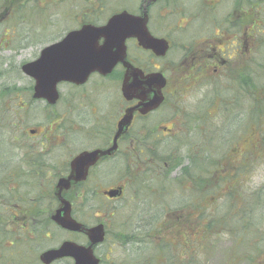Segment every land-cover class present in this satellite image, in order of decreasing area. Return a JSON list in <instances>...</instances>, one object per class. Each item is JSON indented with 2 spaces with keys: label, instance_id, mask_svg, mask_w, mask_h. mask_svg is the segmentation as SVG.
<instances>
[{
  "label": "flooded vegetation",
  "instance_id": "1",
  "mask_svg": "<svg viewBox=\"0 0 264 264\" xmlns=\"http://www.w3.org/2000/svg\"><path fill=\"white\" fill-rule=\"evenodd\" d=\"M15 1L0 0L1 23L16 20L24 25L26 2ZM87 2H92L94 15L76 17L78 26L66 33L84 24L104 25L122 11L147 14V31L165 40L167 49L156 55L130 37L125 40V60L144 75L162 74L163 99L143 111L142 96L125 98L121 88L126 68L121 62L107 73L92 71L81 83L59 82L53 104L32 97L34 82L29 77L30 101L35 105L43 101L66 125L57 118L60 127L49 133L47 129L44 135L36 128L22 130L12 141L17 153L0 162V264H75L72 255L42 258L64 242L89 247L96 264H200V171L191 162L195 159L199 165L201 136L210 137L204 145L217 159L218 145L212 141L219 131L235 134L239 127L242 132L249 129V111L237 118L226 113L234 106L233 89L244 86L251 67L264 62V0H119L121 9L101 23L97 19L106 14L104 0ZM192 89L206 90V106L199 102L195 106L186 100L188 95L177 94ZM102 93L107 95L103 102L98 100ZM26 104L22 99L19 109L25 110ZM128 109L130 120L115 138ZM70 135L77 136L78 148H72ZM247 136L230 149L236 153L243 147L241 161ZM67 140L71 152L58 171V163H48L54 159L48 148L61 150ZM84 151L106 152L88 167L84 179L71 180L60 194L69 203L71 217L83 226L69 230L53 219L62 205L57 183L68 177L71 161ZM131 187L139 196L136 205L127 208L128 218L110 223ZM165 193L172 200L163 198ZM218 194L222 195L215 188L211 211L218 207ZM98 225L102 238L92 243L86 229Z\"/></svg>",
  "mask_w": 264,
  "mask_h": 264
},
{
  "label": "rangeland",
  "instance_id": "2",
  "mask_svg": "<svg viewBox=\"0 0 264 264\" xmlns=\"http://www.w3.org/2000/svg\"><path fill=\"white\" fill-rule=\"evenodd\" d=\"M91 3L92 2H87V0H38L37 4L42 5L44 10L40 11L39 7L41 6H37V14H35V2H27L25 3L26 18L24 25L18 23L16 20L13 22H0V37H3V32L8 31V33H6L7 37L4 39L0 38V162L13 152L17 153L12 146V141L13 137L19 135L22 130L36 128L44 135L47 129L49 133V129H54L56 127L57 118L59 117L53 115V109H50L43 101L36 103V105L30 101V95L27 93L30 80L29 77L20 70V65L23 62L35 59L41 48L57 41L69 29L78 26L75 24L76 17L78 18L88 12L94 15L91 10ZM103 3L105 5L106 14L104 17L97 19L100 23L104 22L114 11L121 9L120 6L122 5L119 0H104ZM63 93H65V89H63ZM205 93L206 90L204 89H192L190 93L178 92L177 94L188 95L187 101L195 102V106H197V102L201 105L203 103L204 107L209 102V95ZM106 96L107 95L104 93L99 94L98 100L103 102ZM24 98L27 103L26 109H19L21 101ZM191 111H193V109ZM58 122L66 125L65 119L60 120L59 118ZM226 126H230V123L228 122ZM59 127L60 126L57 125L56 128ZM233 132L232 130L229 133H223V130H221L218 133L225 136L224 139H227L229 135H233ZM76 137L77 136L73 135L69 136L73 149L79 146ZM209 139V136H201L202 142L209 143ZM255 141L258 142L260 147L258 150L254 148L250 150L252 154L249 153L246 172L242 178L233 185L232 189L234 193H238L241 197V201L240 199L237 200L247 209L245 213L249 214L250 212L249 222H251L252 225L247 228L248 230L246 232H236V230L241 227L237 225L241 223V219L234 217L231 223L226 224V227L231 228L230 232H215V234L210 236L209 242L204 244L203 240L206 239V235L201 232L200 264H264V254L261 257V261H257L256 263H253L252 259L248 260L251 257L255 258L258 251H264V194L259 199L256 197L257 192L264 191V135L259 136L258 133L249 134L242 146L248 149L252 145H255ZM212 143L213 145L217 143V145L220 146L219 151L223 150V142L219 141L217 135L214 137V142L212 141ZM63 146L61 150H56V147H47L54 151V153L51 154L54 159L49 160L48 163H58V167L56 168L58 171L63 169L61 165L71 152L69 140L65 141ZM242 148H238L236 153H228L226 158L221 159V162L223 164L226 162L231 163L233 159V164H229L230 166L234 165L236 162L239 164L241 162L239 158L241 156V151H243ZM207 149L209 150L210 147H207ZM229 154H232V157H230ZM234 169L235 166L233 167V170ZM225 181L226 183L218 181L217 185L226 191V187L231 185L233 180ZM142 192H145V190H142ZM142 195L143 193H141V197H146ZM136 196L137 193L132 187L126 191V197L122 199L121 207L117 211L115 217L110 220V223L119 222L121 217L122 219L129 217V212H126V210L136 205ZM163 198L172 200V196L169 193H165ZM220 200L221 198L217 200L218 204ZM221 207H219V209ZM84 219L89 222L92 220L87 217H84ZM256 226L258 231H260L258 233L255 231ZM235 235H238L236 240H245L246 244L243 246L241 243H235L233 240ZM172 250L174 252L173 248ZM192 250L193 245L191 246V251ZM175 258H179L178 255Z\"/></svg>",
  "mask_w": 264,
  "mask_h": 264
},
{
  "label": "water",
  "instance_id": "3",
  "mask_svg": "<svg viewBox=\"0 0 264 264\" xmlns=\"http://www.w3.org/2000/svg\"><path fill=\"white\" fill-rule=\"evenodd\" d=\"M146 19V13L134 16L122 11L111 16L104 25L84 24L79 29L69 31L61 40L44 46L36 59L21 65L22 72L34 81L32 97L53 104L58 98L59 82L81 83L92 71L107 73L121 62L126 68L121 88L123 96L127 99L134 95L142 96L143 111L156 107L163 99L161 88L165 84L164 77L160 73L144 75L125 60V40L130 37L136 38L141 46L153 50L156 55H162L166 51V41L153 38L147 31ZM130 117L131 109H128L118 125L115 138L128 124ZM104 152L106 151L80 153L71 161L68 177L59 179L57 192L62 205L53 219L63 228L81 230L83 226L71 217L69 203L60 196L62 190L69 187L71 180L84 179L88 167ZM86 230L92 243L101 240V225ZM65 255L75 257V264H96L89 247L77 246L71 242H64L58 249L44 253L42 258Z\"/></svg>",
  "mask_w": 264,
  "mask_h": 264
},
{
  "label": "trees",
  "instance_id": "4",
  "mask_svg": "<svg viewBox=\"0 0 264 264\" xmlns=\"http://www.w3.org/2000/svg\"><path fill=\"white\" fill-rule=\"evenodd\" d=\"M26 3L28 2H35L34 5V12H36V7H39V10H44L42 5L37 4L38 0H25ZM234 93V106H231V110L227 111L226 114H234V116L237 118L238 115L242 112L249 111V129L248 131L244 130L242 132L241 127H239V130L233 134L231 137L224 139L225 136L221 134H217V138H219L220 142H223V150L219 151V147L217 146L216 149V158H214V153L211 149H207V147L204 145V141L202 142V150L200 152V158H199V165H197V162L195 159H192V165L196 167L200 171V178H199V188L202 195V228L201 232L206 235V239L203 240V244L206 242H209V239L211 238L215 232H221V231H231V228L226 227V224H229L233 221V218H240L241 223L237 224L241 227L240 229H237L236 232L241 233L242 231L246 232L252 223L249 222L250 219V212L249 214L245 213L247 209L244 208V205L240 203L241 197L238 193L233 192V185L242 178V176L245 174L248 161H249V153L251 149H257L260 147L258 142H254L255 145L248 148L244 154V160L241 161L239 164L236 162L233 164L232 162L228 163L226 162L223 164L221 162V159L226 158L228 153H231V148L238 142V139L249 135V134H255L258 133L259 136L264 135V62L258 66V68H252L250 69L248 81L244 86H241L238 84V88L233 89ZM248 98L249 103L245 105V100L242 98ZM227 110V109H225ZM239 123L241 122V118L237 120ZM221 139V140H220ZM210 143V141H209ZM225 151V152H224ZM233 151V150H232ZM252 154V153H250ZM230 157H232V154H229ZM235 166V169L233 170V167ZM195 167H191L192 174L195 173ZM237 168V169H236ZM185 170H189L187 167ZM227 170V171H226ZM230 171V172H229ZM216 172V174H214ZM223 172V173H222ZM216 175V176H215ZM225 180H233L231 185H228L226 187V191L222 188H220L218 184V181H223V183H226ZM221 191L222 195L218 194L217 200L221 198L220 201H225L224 208L227 210L224 213H216L215 210L219 208L213 207V211L210 210V202H211V194L215 191ZM264 191H259L256 193L257 199H259L264 193ZM237 199H240L238 201ZM255 231L258 233L257 226L255 227ZM238 233V234H239ZM238 235H235L233 240L235 243H241L243 246L246 244L245 240L239 241L236 240ZM242 239V237H241ZM240 239V240H241ZM210 246V245H209ZM208 247V246H207ZM203 250V249H202ZM264 254V251H258L256 253L255 258L251 257L248 259L253 260V263H256L257 261H261V257Z\"/></svg>",
  "mask_w": 264,
  "mask_h": 264
}]
</instances>
